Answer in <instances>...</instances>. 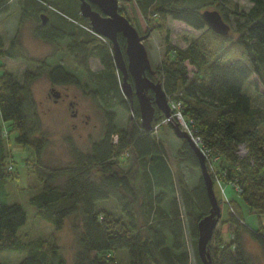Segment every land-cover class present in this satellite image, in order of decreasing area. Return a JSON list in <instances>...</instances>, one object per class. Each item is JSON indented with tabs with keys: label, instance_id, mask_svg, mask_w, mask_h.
I'll use <instances>...</instances> for the list:
<instances>
[{
	"label": "trees",
	"instance_id": "trees-1",
	"mask_svg": "<svg viewBox=\"0 0 264 264\" xmlns=\"http://www.w3.org/2000/svg\"><path fill=\"white\" fill-rule=\"evenodd\" d=\"M8 1L0 0V12L7 9ZM133 1L140 13L154 17L157 30L165 33L164 57L155 69L152 67L155 75L147 73V76L162 84L168 101L180 102L179 110L187 128L193 133V139L199 141L196 144L192 140L197 148L210 158L219 157L215 164L217 176L236 189L250 210L264 215V0H253L246 11L236 10L237 4L232 0L208 2L217 5L215 10L226 22L231 11L236 18L239 16L234 21L235 38H231L229 32L218 34L207 25L201 14L206 10L202 9V4L185 6V0ZM18 5L20 22L34 20L37 22L33 29L35 37L53 44L63 42L85 80L82 82L77 73L61 64L49 66L46 61L39 71H25L23 81L0 67V249L24 246L17 238V231L25 224L27 213L19 202L5 200L6 162L11 157L9 135L14 133V141L29 147L37 161L34 172L42 186L28 199L36 215L52 223L56 230L61 229L70 216L80 220L79 224H72L74 230L79 229L72 264H120L108 253L122 248L128 251L130 264H189L184 249L186 231L197 263L203 264L197 254V225L211 208L207 189L202 177L191 189L179 181L184 221L177 199L169 198L168 193H174L175 184L164 146L154 135L161 125L156 123L166 117L155 106L152 128L142 127L136 98L131 103L122 93V75L115 66L111 43L96 35L88 19L81 16L79 0H74L73 6L68 0H18ZM119 11L131 21L122 7ZM41 14L47 16L45 23ZM167 18L203 32L184 48L171 45L169 31L164 26ZM117 41L124 51L125 38L118 34ZM13 45L12 40L4 53L15 56ZM90 57H96L102 67L93 70L89 65ZM42 73L54 85L73 84L81 88L101 113L104 127L103 135L91 143L88 151L72 150L71 165L47 170L40 167L47 141L39 136L42 123L31 90V83ZM129 81L132 83L130 77ZM149 94L153 95L151 91ZM116 105L133 114L135 120L130 126L117 127V113L111 109ZM166 124L172 127L170 121ZM171 129L173 131V127ZM180 139L177 159L200 171L195 150L186 139ZM241 144L247 149L243 159L235 153ZM222 155L237 161L240 171L234 169V173L231 167H224ZM119 157H130L132 162L142 166L140 190L131 181L129 171L120 167ZM204 161L214 184L208 161L206 158ZM61 177L64 178L62 184H53ZM139 191L143 197L141 226L135 213ZM109 198L116 200L127 222L112 216L106 209L96 210L98 200ZM166 200L165 209L162 204ZM224 221L234 227L233 237L230 243L211 249L212 241L218 238L214 229L207 244L212 264H252L243 235L247 234L264 248V224L259 221L257 229L248 227L235 200H228ZM27 249L18 264H67L57 244L44 247L40 242L30 241Z\"/></svg>",
	"mask_w": 264,
	"mask_h": 264
},
{
	"label": "rangeland",
	"instance_id": "rangeland-1",
	"mask_svg": "<svg viewBox=\"0 0 264 264\" xmlns=\"http://www.w3.org/2000/svg\"><path fill=\"white\" fill-rule=\"evenodd\" d=\"M232 1L236 2V10L238 11L248 10L253 3V0ZM68 2L70 6H73L74 0H68ZM206 2L207 4H204ZM208 2H211V0H185L184 5L199 6L202 4V9L215 10L217 5L214 3L208 4ZM118 5L123 8L124 13L130 18L131 24L137 29L138 33L140 35H148L143 40V44L147 49L151 66L155 69V66L159 65L165 54L164 31L159 32L155 18L143 16L133 0H119ZM47 15L50 17L48 12ZM228 16L229 21L227 23L231 27L229 35L231 38H235L237 37V33L233 30L234 21L239 16L236 15V18L232 11ZM19 19L18 0H9L7 9L0 12V43L2 44L0 45V67L12 72L20 81H23L25 71H39L40 67H45L44 62L46 61L49 66L61 64L69 71L77 73L82 82L85 80L84 74L78 71L72 58L67 54L63 42L53 44L35 37L33 29L37 22L34 20L20 22ZM164 26L169 31L168 42L180 48H184L189 41L203 32V30L192 29L185 23L172 18H167ZM12 40L14 41L12 51L15 56L4 53V51L10 48ZM89 65L93 70L102 67L96 57L89 58ZM245 88H247V85H245ZM52 89L60 92L61 98L54 97ZM31 90L37 102V111L42 123V132L39 136L45 137L47 141V145L41 154L40 167L43 170H47L71 165L73 163V149L88 151L91 143L103 135L104 127L101 113L81 88L73 84L54 85L43 73L31 83ZM70 99L75 102L71 108L68 105V100ZM111 109L117 113L115 123L119 128L130 126L135 120L133 114L120 105H116ZM166 123L163 119L159 123H156L157 125H161L156 129L154 135L164 146L166 160L175 184L174 193H168L169 198L175 196L183 220L185 221L184 200L179 181L182 180L187 188L191 189L199 183L201 174L198 167L179 162L177 151L182 141L174 135L172 127ZM14 137V133L9 135L8 151L11 157L6 162L8 175L5 186V200L8 203L19 202L27 213V220L17 231L18 240L24 243L23 248L14 250L0 249V264H18L26 255L30 241L40 242L44 247L50 244H57L65 256L67 264H72L79 231V229L74 230L72 224L73 222L79 224L80 220L70 216L65 220L62 228L56 230L52 223L36 215L28 199L36 194L42 186L41 181L34 172V166L37 161L32 150L29 147L17 144L14 141ZM235 153L238 158L243 159L247 156L246 146L244 144L239 145ZM221 157L224 167H231L234 173H236L234 169H237L238 172L240 171L237 161L232 160L226 155H222ZM118 160L120 167L125 171H129L131 181L140 190L143 172L142 166L140 167L132 162L130 157H119ZM223 166L220 165V168ZM217 175L215 178L219 182H216L214 178L213 189L221 209V219L215 227V231L217 232L216 237L218 238L212 241L211 249L228 244L232 240L234 227L224 221L228 211V200H235L239 203L242 216L248 227L257 229L259 221L264 224V215L250 210L240 199L236 189L231 184L225 183ZM63 179V177L57 178L53 181V184L60 185ZM157 190L158 188L155 189V192ZM142 200L143 197L140 192L135 204V213L138 217L139 226L143 225L141 213ZM162 205L166 209L168 207V200ZM95 208L97 211L106 209L112 216L120 218L124 222L128 220L121 212L114 198L98 200L95 203ZM131 233L134 232L132 231ZM243 243L251 257L252 264H264V248L247 234L243 235ZM184 249L188 253L189 264H198L187 231L185 232ZM108 254L115 256L120 264H130L131 262L128 251L124 248L111 251Z\"/></svg>",
	"mask_w": 264,
	"mask_h": 264
},
{
	"label": "water",
	"instance_id": "water-1",
	"mask_svg": "<svg viewBox=\"0 0 264 264\" xmlns=\"http://www.w3.org/2000/svg\"><path fill=\"white\" fill-rule=\"evenodd\" d=\"M119 0H79V11L82 17L88 19L93 32L108 39L111 43L113 59L116 68L121 72V90L124 96L133 103L136 98L141 125L150 130L155 120V106L162 112L163 116H171L170 106L166 93L159 81H154L147 76L155 75L148 52L143 44L147 34L140 35L125 15L119 11ZM95 5L97 9H94ZM202 17L207 25L216 33L227 35L230 25L223 19L217 10L206 9L202 11ZM42 23L47 21V16L41 14ZM125 38L124 51L119 46L117 35ZM132 79V83L129 81ZM149 91L153 95L149 94ZM54 97H59V92L52 89ZM175 135L186 139L195 150L200 162V174L207 189L210 211L198 221L197 254L203 264H212L207 244L212 238L213 231L221 218V209L214 193L213 180L207 170L204 155L193 143L191 137L180 129L178 123L170 121Z\"/></svg>",
	"mask_w": 264,
	"mask_h": 264
},
{
	"label": "built area",
	"instance_id": "built-area-1",
	"mask_svg": "<svg viewBox=\"0 0 264 264\" xmlns=\"http://www.w3.org/2000/svg\"><path fill=\"white\" fill-rule=\"evenodd\" d=\"M168 103H169V106H170L171 116L169 118H164L163 120L165 122L175 121L176 120L178 125L183 127L184 131L191 137V139L194 141V143L198 144V142H199L198 139H196V140L193 139V133L187 128V122L184 119L183 114L179 110L180 102L179 101L170 100V101H168ZM202 153L204 155V158L207 159L209 170L214 175V178H215L216 175H217L216 170H215V168H216L215 164L218 163L217 161H218L219 157H216V158L211 157L210 158L209 155L206 154L205 152L202 151ZM215 180H216V182L218 181L217 178H215Z\"/></svg>",
	"mask_w": 264,
	"mask_h": 264
},
{
	"label": "flooded vegetation",
	"instance_id": "flooded-vegetation-1",
	"mask_svg": "<svg viewBox=\"0 0 264 264\" xmlns=\"http://www.w3.org/2000/svg\"><path fill=\"white\" fill-rule=\"evenodd\" d=\"M95 6V5H94ZM96 7V6H95ZM59 98H61V93L59 92ZM56 101V100H55ZM74 101L72 99L68 100L69 108H71L74 105Z\"/></svg>",
	"mask_w": 264,
	"mask_h": 264
}]
</instances>
